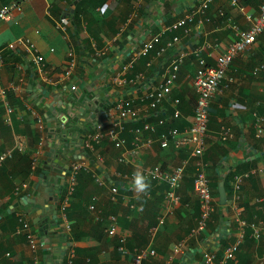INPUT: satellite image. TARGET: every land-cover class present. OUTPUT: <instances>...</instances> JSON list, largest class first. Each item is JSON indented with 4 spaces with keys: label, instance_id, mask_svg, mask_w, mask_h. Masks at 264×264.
Here are the masks:
<instances>
[{
    "label": "crops",
    "instance_id": "0c3cea01",
    "mask_svg": "<svg viewBox=\"0 0 264 264\" xmlns=\"http://www.w3.org/2000/svg\"><path fill=\"white\" fill-rule=\"evenodd\" d=\"M12 2L19 4L20 11L9 20H0V52L5 61L0 70V91L5 92L0 96V155L11 152V157L0 166V264H32L28 232L21 229L19 220L28 222L30 232L41 242L33 221L38 217L51 219L52 212L38 215L42 198L37 199L36 194H43L39 175L62 139L57 133L65 114L60 102L68 103L72 95L89 89L88 82H93L101 94L107 92L98 101L112 103L104 116L96 115V120L102 118L101 123L106 127L109 119L116 118L118 103L138 98L146 82H160L165 69L183 55L170 96L171 100L180 101V118L172 120V104L164 101V113L155 112L153 121L157 116L164 117L165 129L187 128L196 103L193 78L198 59L203 58L207 65L214 66L234 41L226 20L248 30L264 0H238L237 6H232L230 0H212L203 14L196 11L205 0H0V5ZM73 11L77 15V27L71 20ZM190 15L193 17L186 26L188 33L183 29L168 30ZM63 17L69 19L70 25L59 30L56 24ZM155 38L148 55L137 57L142 44ZM174 38L178 40L173 41ZM25 39L35 45L46 74L31 64ZM141 39L143 43L138 44ZM12 43L16 49L9 51L7 46ZM70 51L77 64L70 77L65 78ZM261 64H264V33L233 59L226 75L234 82L211 101L206 147L201 157L192 155L190 147H178L173 142L165 149L155 143L134 152L129 137L122 149H116L110 140L103 138L89 154L82 145L77 153L75 146L71 147L72 142L64 144L77 157L76 161H84L90 172L103 179V184H98L92 174L79 173L66 210L70 230L65 232L59 205L65 194L67 173L58 180L57 193L53 195L57 198L54 228L57 234L46 239L44 247L37 250L40 264H68L70 251L74 253L72 264H132L136 252L149 249L154 254H149L144 264H167L171 256L172 264H183L180 255H173V249L196 227L200 210L192 183L198 166L209 184H217V189L211 187L214 211L206 230L186 242L185 254L195 250L187 264H200L212 252L216 256L215 264H220L224 250L236 240L239 221L249 227L244 229V239L227 264H264V173L258 172L264 169V135L261 138L254 135L255 115L264 117V70L253 74ZM136 78L143 81L130 83ZM77 84L73 91L69 89ZM38 116L42 118L41 128L36 123ZM80 121L79 125L85 128L83 120ZM223 128L231 131L227 141L219 137ZM90 132L87 130L83 139ZM75 135V139L81 137L78 132ZM18 140L23 143L20 150L15 149ZM121 157L126 161H120ZM33 159L36 164L32 168ZM183 160L188 165L178 192L180 201L172 209L164 203V182H148L150 188L146 194L137 193L133 181L121 182L122 174L155 166L169 171ZM71 163L65 164L69 168ZM253 170L257 172L243 179L240 199L234 202L233 176ZM54 176L50 170L48 178ZM219 183L223 184L226 195L224 205L219 204ZM23 185L26 187L22 188ZM111 185L119 187L116 196L111 195ZM15 188L20 189L18 194L14 193ZM34 199L36 202L31 203ZM127 200L137 209L129 208ZM91 206L95 209L91 210ZM162 216L165 224L151 236L148 231ZM112 219L116 231L108 236L106 230ZM251 226L260 227L259 239L251 236ZM121 238L125 240L128 255L117 251Z\"/></svg>",
    "mask_w": 264,
    "mask_h": 264
},
{
    "label": "built area",
    "instance_id": "2783aa9c",
    "mask_svg": "<svg viewBox=\"0 0 264 264\" xmlns=\"http://www.w3.org/2000/svg\"><path fill=\"white\" fill-rule=\"evenodd\" d=\"M212 0H205L197 8V13L203 14L209 3ZM232 6L238 5V0H230ZM20 11V6L16 2H12L7 6L0 5V20L6 21L11 19L15 12ZM132 16H130L131 18ZM193 15L187 18L181 19L175 24L171 25L168 30L174 31L176 29H183L184 33H188L187 23L192 21ZM129 18V19H130ZM70 25V21L67 17L61 18L56 24V28L59 30H65ZM225 25L231 31L234 41L225 49V51L217 58L216 64L214 66L207 65L203 58L198 59V68L195 72L193 78L194 89L196 93V103L193 110L191 124L184 129H179L177 127L167 128V120L164 117H158L153 121V114L164 113L163 104L164 101H169L172 104V120H178L180 118V112L178 110V105L180 101L178 99L171 100V89L178 79L179 66L182 62L183 55L171 63V65L165 69L164 74L160 82L153 84L150 82L145 83V90L136 99H127L121 101L117 104V116L116 118H111L108 120V125L105 127L101 122L94 123L91 132L82 138V147L85 151H93L96 146L100 144L103 138L110 140L116 149H122L128 144V137L131 139L130 146L134 152H140L144 149H148L153 146V144L158 143L161 149H165L169 146V143L173 142L178 147H190L192 150V155L196 157H201L202 153L206 147V135L209 123L210 114V104L213 98L226 90L230 84L234 82L233 78L227 77V70L233 61V59L245 51L249 46L255 43V40L264 33V4L260 6L258 16L253 20L251 27L248 30H241L236 26L231 20H226ZM174 38L173 41H177ZM154 40L147 43H143L137 57H145L153 49ZM23 43L30 53L31 64L38 68L42 74H46L47 71L44 69L43 60L35 45L29 40H23ZM16 44L12 43L7 46L9 51H14ZM69 61L67 68L64 73L65 78H69L71 71L76 66L77 61L73 52L68 53ZM5 61L3 54L0 52V70L4 67ZM264 70V64L258 66L253 71V74H258L259 71ZM143 81L142 78H138ZM137 78L130 83L134 84ZM264 87V86H263ZM5 92L0 91V96H4ZM64 104L60 102L59 107L63 109ZM10 111V110H9ZM36 123L39 128L42 127V118L36 117ZM61 124V123H60ZM62 127V124H61ZM161 128L162 130L157 133V130ZM255 136L261 138L264 135V117L260 115H255ZM231 131L228 128H223L222 133L219 136L222 141H227L230 138ZM21 140L16 141L15 149L20 150L23 147ZM82 150V151H84ZM11 157V152H5L0 155V166L7 159ZM84 160V158H82ZM77 157L72 161L69 168H67V180L65 186V194L59 205V215L61 226L65 232L70 230V224L67 220L66 210L68 203L75 191L76 178L79 173H89L92 174L93 179L98 184H103V179L96 174L90 172L88 165L84 161H76ZM120 161H126L125 157H121ZM188 162L186 160L181 161L177 166L169 171H165L159 166L140 169L147 182H164L166 185V191L164 194V203L167 208L172 209L178 206L180 201L179 189L181 183L185 177V169ZM36 164V159L32 160V168ZM257 171L253 170L249 173L242 175L233 176L232 180V191H233V201L237 202L239 198V191L241 188V182L244 178L251 174H255ZM259 173H264V169L258 171ZM134 172L128 174L120 175L121 182L133 181ZM210 181L207 176L203 173L201 166H198L196 173L193 178V192L198 200L199 205V217L196 219V227L191 230L190 234L184 239L179 241L173 249V255H180L182 259L185 256L184 247L188 239L200 235L203 230H206L208 222L210 221L211 215L214 211V201L212 197V191L210 186ZM26 186L23 185L22 188ZM119 187L117 185H111L110 192L112 196L118 194ZM20 189L15 188V194H18ZM129 208L135 210L137 207L127 200ZM94 210V206L90 207ZM21 229L28 232L27 241L29 248L33 254L32 264H40L39 258L37 257V250L44 247L43 242H39L34 235L30 232V225L28 222L20 219ZM165 224V218L158 217L156 225L151 227L148 233L151 236L155 235L159 227ZM248 225L244 221H239V231L236 240L228 248L224 250L223 258L220 264H227L230 260L234 258V253L238 250L241 245L245 228ZM249 227V226H248ZM254 239H259L261 230L259 226L250 227ZM116 231L115 221L112 219L106 230L108 236H113ZM125 240L120 239L117 251L122 255H128L129 252L125 248ZM153 255L154 251L152 249L140 250L134 254L132 264H144V260L148 255ZM74 257L73 251L69 252L68 264H72V258ZM215 254L209 253L204 258V264H215ZM173 256L169 257L167 264L173 263Z\"/></svg>",
    "mask_w": 264,
    "mask_h": 264
},
{
    "label": "water",
    "instance_id": "95a60500",
    "mask_svg": "<svg viewBox=\"0 0 264 264\" xmlns=\"http://www.w3.org/2000/svg\"><path fill=\"white\" fill-rule=\"evenodd\" d=\"M157 0H153L156 2ZM149 32H147L148 34ZM146 34V35H147ZM143 43V39L140 40L138 44ZM137 47V46H136ZM89 89L82 90L78 95L74 94L70 97L68 103H64L62 112H64V116L62 117L60 123L62 127L57 131L58 134H61L62 139H60V145L56 150H54L49 159L46 162V165L43 167L41 174L39 175V184L43 185L44 190L43 194L38 192L36 194V198H42V207L40 209V213L45 214L48 211L52 212L51 219L46 218L41 220L39 217L34 219L33 223L39 230V234L41 237V242H45L46 239H50L52 236L57 234L54 231V228L57 226V210H56V202L57 198L53 197L54 194L57 193V182L62 178V173L64 174L67 170L68 166H66V162L73 161L75 158L70 152V148H64L63 145L66 143H71L72 146H75L77 149V153L80 151V146L82 143V138L86 134V131L92 130L91 124L99 123L100 120H96V115L104 116L106 109L112 104L109 100H104L103 102H99V98H103L107 92H103L101 94L98 89H95L94 83L88 82ZM78 86H71L69 89L74 90ZM108 91V90H107ZM78 93V92H77ZM92 112V114H91ZM72 115H75L73 118H70ZM80 119H82V123H85V128L79 125L81 123ZM75 132L81 134V137L76 138ZM74 137V138H73ZM74 141H73V140ZM52 170L55 173V176L52 178H48L49 171ZM219 204L224 205L226 202V195L223 188V184L219 183ZM36 199L31 200V203H35ZM52 204H49L51 203ZM33 211L32 213H34ZM59 241V240H57ZM47 243V242H46ZM64 250L61 251V256H63ZM195 255V250L185 254L183 258V264H187L189 260ZM200 264H204V259Z\"/></svg>",
    "mask_w": 264,
    "mask_h": 264
},
{
    "label": "clouds",
    "instance_id": "9594fccd",
    "mask_svg": "<svg viewBox=\"0 0 264 264\" xmlns=\"http://www.w3.org/2000/svg\"><path fill=\"white\" fill-rule=\"evenodd\" d=\"M133 186L137 193L145 194L150 188V184L147 182L145 175L139 170L135 171L133 174Z\"/></svg>",
    "mask_w": 264,
    "mask_h": 264
},
{
    "label": "trees",
    "instance_id": "16d2710c",
    "mask_svg": "<svg viewBox=\"0 0 264 264\" xmlns=\"http://www.w3.org/2000/svg\"><path fill=\"white\" fill-rule=\"evenodd\" d=\"M12 1H18V0H12ZM4 4V3H3ZM5 5H6V3H5ZM72 23H73V25L74 26H76L77 27V24H76V17H77V15H76V12L75 11H73V13H72ZM75 27V28H76ZM77 29V28H76ZM77 32V31H76ZM86 154H89V152L88 151H86ZM216 182H217V180H216ZM215 186H213L212 184H210V186L211 187H213V188H215V189H217V184H214ZM181 264V263H180Z\"/></svg>",
    "mask_w": 264,
    "mask_h": 264
}]
</instances>
